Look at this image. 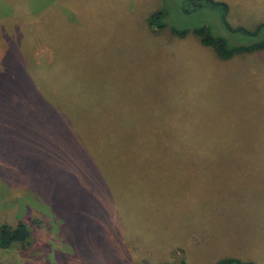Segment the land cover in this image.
Returning <instances> with one entry per match:
<instances>
[{"label": "rangeland", "instance_id": "obj_1", "mask_svg": "<svg viewBox=\"0 0 264 264\" xmlns=\"http://www.w3.org/2000/svg\"><path fill=\"white\" fill-rule=\"evenodd\" d=\"M165 1L180 27L217 16ZM221 1L232 26L264 21V0ZM161 5L0 0V72L15 41L59 112L26 130L0 112V224L29 230L0 264H264V50L152 30Z\"/></svg>", "mask_w": 264, "mask_h": 264}, {"label": "trees", "instance_id": "obj_2", "mask_svg": "<svg viewBox=\"0 0 264 264\" xmlns=\"http://www.w3.org/2000/svg\"><path fill=\"white\" fill-rule=\"evenodd\" d=\"M12 1V0H11ZM176 1V0H174ZM180 7V14H199L203 10L214 13L210 23H201L189 27H180L171 19V9L161 0L159 9L148 14L146 22L152 30H160L168 27L171 34L177 37H184L188 33H194L203 46L210 47L216 55L223 60L235 54L252 53L264 50V37L255 39L264 32V21L257 23L253 28L244 26H232L228 22L229 5L221 0H177ZM11 10V9H10ZM230 32L232 35H229ZM238 37H245L249 41L240 40ZM233 41H231V39ZM255 39V40H254ZM15 41L9 43V52L4 57V64L0 72V112L3 116H8L17 120L18 129H28L30 117L34 115L55 116L59 112L47 104L41 90L33 83L32 74L27 70L24 62H19L14 56L12 49ZM49 106V107H47ZM29 116V121L24 123V118ZM39 219H32L30 225H40ZM26 224L19 222L15 229H11L6 224H0V249L12 247L14 242L12 237ZM179 264H185L182 260ZM215 264H255L250 260H242L237 257H224L216 261Z\"/></svg>", "mask_w": 264, "mask_h": 264}, {"label": "water", "instance_id": "obj_3", "mask_svg": "<svg viewBox=\"0 0 264 264\" xmlns=\"http://www.w3.org/2000/svg\"><path fill=\"white\" fill-rule=\"evenodd\" d=\"M29 235V230L26 227L21 228L19 232H17L13 237L12 241L17 242V241H25L26 238ZM29 244V242H27Z\"/></svg>", "mask_w": 264, "mask_h": 264}, {"label": "flooded vegetation", "instance_id": "obj_4", "mask_svg": "<svg viewBox=\"0 0 264 264\" xmlns=\"http://www.w3.org/2000/svg\"><path fill=\"white\" fill-rule=\"evenodd\" d=\"M20 230H21V229H20ZM20 230H19V231H20ZM19 231H18V232H19Z\"/></svg>", "mask_w": 264, "mask_h": 264}]
</instances>
